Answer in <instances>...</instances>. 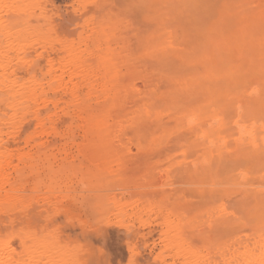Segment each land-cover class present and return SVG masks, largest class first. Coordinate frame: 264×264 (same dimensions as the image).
Instances as JSON below:
<instances>
[{
	"label": "bare ground",
	"instance_id": "bare-ground-1",
	"mask_svg": "<svg viewBox=\"0 0 264 264\" xmlns=\"http://www.w3.org/2000/svg\"><path fill=\"white\" fill-rule=\"evenodd\" d=\"M103 1L63 13L48 0H0V264H100L48 228L49 211L68 221L83 211L70 196L75 153L107 160L133 148L198 155L192 173L209 184L206 208L169 212L151 264H264V0H175L170 11L141 0V34ZM57 188L61 203L47 196ZM126 201L111 194L106 216L119 207L122 224Z\"/></svg>",
	"mask_w": 264,
	"mask_h": 264
},
{
	"label": "rangeland",
	"instance_id": "rangeland-1",
	"mask_svg": "<svg viewBox=\"0 0 264 264\" xmlns=\"http://www.w3.org/2000/svg\"><path fill=\"white\" fill-rule=\"evenodd\" d=\"M48 1L57 6V8L59 7L60 9H58L61 11L66 8V12L63 11V13H67L68 9L73 10L72 5L76 0ZM142 1L149 2L152 9H160L162 7L161 11L166 10L165 6L167 5V11H170L171 6L176 7L175 0H159L160 4H158V0L156 4H154L156 0L154 2L153 0H150L151 2L149 0ZM103 2L107 3L104 14H111L115 21L130 22L133 27L132 29L136 33L141 29L142 32L140 31V34L145 32V21L142 20L143 17L141 15L143 9L141 10V7L138 5L141 0H104ZM100 3H102V0ZM136 9L138 12L135 11ZM134 30L130 32L131 35L135 34ZM133 149L132 153L128 155L121 154V157L116 156L114 158L115 156H110L111 158L107 157V160L95 159L93 161L87 157L80 156L79 153H75L73 160L74 165L77 166L76 180L77 178L79 180L76 181L74 187L78 190V194L72 192L70 196H76L82 202L83 211L82 213H77V216L73 217L70 221H68L65 214H57L54 207L49 211L50 220L48 228L51 231L58 230L63 240L70 239L81 244L83 247H87L89 252L94 253L91 255V258L100 264H129L133 256L130 251L131 246L135 248L136 256L133 257H135L134 259L138 264H148V261H150L149 264L154 263L153 261H155L157 253L159 254L166 249L163 244L164 237L166 236L163 234L161 237V234L167 231V217L170 214L173 217L172 213L174 216L179 215L180 210L185 206L192 208L198 206L199 210L200 207L203 209L208 206V204L204 203L203 198V194L204 196L208 194V180L199 179L192 173L193 162L197 160L198 155L190 156L186 161L179 156V148L166 152L159 150V152H162L161 154L158 151L148 152L149 154L147 152L138 153L136 148ZM62 158H58L57 162L54 160L51 162H56V165H62L65 163ZM181 161H183V164ZM174 166H178L177 169ZM189 166H191L190 170L188 169ZM108 168H116V170L122 168L125 177L118 175L111 176L108 173ZM104 173L107 174L103 175ZM58 186V188H61L62 182L61 184L58 183ZM58 188L57 193L47 194V196L55 202L61 203L62 198L61 194L58 193ZM111 194L131 203L130 206L126 207L127 216L124 218L122 224L119 222L120 218L115 216L119 213V207L111 215L106 216L108 208L107 199ZM42 203L40 201V205ZM62 204L65 205V203ZM95 205H98V209ZM137 205L138 207H135ZM150 205L152 206V210H146L144 213L140 210L137 212L133 210V207L135 209H142V207L148 208ZM172 210L173 212L169 214ZM199 216H202V214H199ZM84 221H87L89 225L84 224ZM41 223L44 225L43 221ZM200 225L201 227H198V230H206V224L203 225V222L200 221L198 226ZM190 234L192 233L190 232ZM192 238L196 239L195 237ZM173 253V249L168 252L170 256ZM158 264H161V262L159 261Z\"/></svg>",
	"mask_w": 264,
	"mask_h": 264
}]
</instances>
